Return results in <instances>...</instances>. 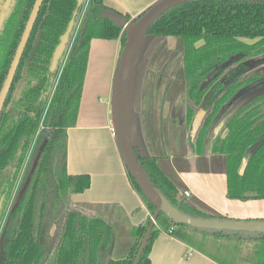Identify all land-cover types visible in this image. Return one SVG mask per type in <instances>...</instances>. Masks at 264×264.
<instances>
[{
    "label": "trees",
    "instance_id": "trees-1",
    "mask_svg": "<svg viewBox=\"0 0 264 264\" xmlns=\"http://www.w3.org/2000/svg\"><path fill=\"white\" fill-rule=\"evenodd\" d=\"M33 2L11 0L6 11L0 29V90ZM150 6L131 16L103 0L42 1L0 112V264L133 263L156 206L118 146L128 181L150 216L131 226L125 253L112 255L114 225L101 214L72 206V196L90 186V175L67 172V129L77 122L91 41L118 39L120 56L127 39L123 28L105 12L115 11L135 21ZM68 30L65 49L52 66L55 48ZM145 36L180 40L189 100L184 123L191 122L194 106L201 105L207 112L191 145L197 154L223 155L226 196L264 199V91L255 94L264 68L249 72L248 64L240 61L221 78L211 76L231 57L249 60L264 54V2L189 0L165 10ZM237 102L242 103L237 107ZM227 106L230 111L220 128L223 134L211 136L213 123ZM133 150L149 181L181 212L229 218L179 196V187L160 166L158 156L143 154L136 145ZM160 232L220 264H264L263 232L197 228L175 223L162 211L137 264H151L149 253Z\"/></svg>",
    "mask_w": 264,
    "mask_h": 264
},
{
    "label": "crops",
    "instance_id": "crops-1",
    "mask_svg": "<svg viewBox=\"0 0 264 264\" xmlns=\"http://www.w3.org/2000/svg\"><path fill=\"white\" fill-rule=\"evenodd\" d=\"M103 1L122 14L135 16L157 0ZM119 49L118 39L95 38L90 43L77 122L67 129L66 159L69 174L90 175V186L72 196L74 206L85 213L105 216L114 225L116 233L118 228L129 232L131 226L143 223L150 216L148 208L128 181L112 131L113 83ZM137 88L138 85H135V91ZM153 106L152 102L149 103L143 97L139 99L133 96L131 99L130 111L137 116L138 123L132 132L133 143L143 154L152 153L146 130L149 127L155 129L157 121L168 119L172 107L170 102L164 101L161 112L156 114V110L155 117H151L149 110ZM184 114L181 113L177 121L181 127ZM150 117L154 122L147 126L146 121ZM171 122L173 126L176 125L174 117ZM186 145L185 152L178 149L179 152H173L168 158L167 170L179 187V196L187 190L190 194L186 199L190 203L206 206L232 219H264V199L239 200L226 196L225 168L214 166L221 159L217 154H197ZM117 243L113 244L112 255H116ZM149 257L151 264H220L200 251L188 248L186 243L165 232H160L155 238Z\"/></svg>",
    "mask_w": 264,
    "mask_h": 264
},
{
    "label": "rangeland",
    "instance_id": "rangeland-1",
    "mask_svg": "<svg viewBox=\"0 0 264 264\" xmlns=\"http://www.w3.org/2000/svg\"><path fill=\"white\" fill-rule=\"evenodd\" d=\"M154 39V37L143 36L135 49L134 62L131 67V73L126 92L127 121L131 129V138L133 140L132 132L135 131L138 126L137 116H134L130 111L131 99L133 96L139 97V99L143 97L145 100H149V103L152 102L154 104V106L149 110L151 117H155L156 110H158L156 114L161 112V106L164 101L170 102L172 107L170 110V115H167L168 119H164L162 121L160 120L159 122L157 121L158 126H156L155 129H151V127H149L146 130L150 149L152 151L151 155H157L158 158L161 157L159 164L169 175L167 170L169 167L168 158L173 152H179L178 149H180V152H185L187 148L186 144H188L191 147V150L194 152V148L191 144L192 142H195L196 134L207 112L202 108L201 105L194 106L195 113L192 118L191 126L188 127L189 123L185 124L184 121L182 127L178 124L177 121L179 120L181 113L185 112L186 102L189 101L182 75L180 40L173 37L159 38L155 41ZM240 61L248 64L249 72L262 70L264 68V54L261 57H256L249 60H243L241 56L236 55L231 57L228 63L219 64L211 76L218 74L216 78H221V76L229 67L239 64ZM140 64H143L141 69ZM139 70H141V73H139ZM134 82H138V91L136 90L137 92L132 88ZM169 82H171V85L168 87ZM255 89V94L264 91V79L260 80L255 85ZM178 100H180V102ZM238 106L239 104L237 102V107ZM229 111L230 107H224L221 116L216 122L213 123L212 129L210 131L211 136H214V134L217 132L223 134V131H220V128L223 124L224 116ZM158 116L159 115H157V117ZM151 117L148 121H146L147 126L152 125L153 119L151 120ZM172 117H174L176 120L175 126L172 125ZM189 132L190 134L188 136L187 134ZM178 142L180 144L175 145ZM251 148L252 147H250L247 152L250 151ZM217 155L221 159H219L220 161L217 162V164L215 162L214 166H224L223 155ZM244 163L245 159H243L241 166H243ZM182 196L187 197L184 193ZM72 206L73 208L75 207L74 202ZM128 235V232L124 231L123 229L120 230L119 228L117 233L114 232V242L118 241L117 249L115 251L116 253L126 251L129 243L131 242L130 236ZM247 251L250 252V250Z\"/></svg>",
    "mask_w": 264,
    "mask_h": 264
},
{
    "label": "water",
    "instance_id": "water-1",
    "mask_svg": "<svg viewBox=\"0 0 264 264\" xmlns=\"http://www.w3.org/2000/svg\"><path fill=\"white\" fill-rule=\"evenodd\" d=\"M42 1L43 0H34L33 2L20 41L17 45L14 57L11 61L6 78L0 90V112L6 99L10 85L13 81V77L21 59L24 47L32 31ZM83 1L84 0H77V3L81 4ZM186 1L189 0H157L153 4H151L150 8L135 21L127 20L124 15L115 11L110 10L105 12V15L107 17H109L116 25L123 28V31L126 33L127 37L124 47L118 58L113 83L112 124L114 129L115 140L121 150V155L123 157L124 162L129 167L133 175L136 177L139 184L142 186L146 196L156 206L155 211L151 216L149 226L146 230L144 237L142 238L136 257L132 264H137L142 250L147 242L149 234L153 226L155 225L157 216L161 211L164 212L175 223H183L197 228L264 233V219H219L216 217L199 218L191 217L188 214L181 212L176 206L172 205L149 181L138 161L137 155L133 150V145L136 144L133 143V140L131 138V130L127 121L126 92L128 88L131 67L134 62L135 49L140 39L145 36V33L151 23L158 16H160L168 8ZM252 1L264 2V0ZM1 2L2 0H0V6L2 8L0 12V29L2 27L3 21L6 16V11L9 8L11 0H4L2 3ZM72 24L73 22L71 21L69 25V30ZM69 30L62 35L59 44L55 48L52 66L55 65L57 59L60 57V55L65 49L68 40ZM156 39L159 38H155L154 41ZM142 65L143 64H140V69L143 67ZM139 73H141V70H139ZM135 85H138V82H134L132 86L133 89ZM241 103L242 102L239 103V106L241 105Z\"/></svg>",
    "mask_w": 264,
    "mask_h": 264
},
{
    "label": "built area",
    "instance_id": "built-area-1",
    "mask_svg": "<svg viewBox=\"0 0 264 264\" xmlns=\"http://www.w3.org/2000/svg\"><path fill=\"white\" fill-rule=\"evenodd\" d=\"M112 131H113V133H114V129H113V126H112ZM186 196H189V191H187V190H185L184 192H183Z\"/></svg>",
    "mask_w": 264,
    "mask_h": 264
},
{
    "label": "flooded vegetation",
    "instance_id": "flooded-vegetation-1",
    "mask_svg": "<svg viewBox=\"0 0 264 264\" xmlns=\"http://www.w3.org/2000/svg\"><path fill=\"white\" fill-rule=\"evenodd\" d=\"M170 83H171V82L168 83V87H169V85H171Z\"/></svg>",
    "mask_w": 264,
    "mask_h": 264
}]
</instances>
